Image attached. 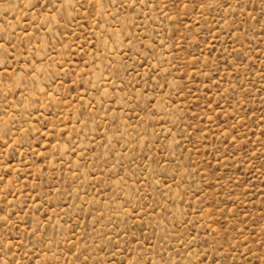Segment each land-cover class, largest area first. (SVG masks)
I'll return each instance as SVG.
<instances>
[{"label": "rangeland", "instance_id": "rangeland-1", "mask_svg": "<svg viewBox=\"0 0 264 264\" xmlns=\"http://www.w3.org/2000/svg\"><path fill=\"white\" fill-rule=\"evenodd\" d=\"M0 264H264V0H0Z\"/></svg>", "mask_w": 264, "mask_h": 264}]
</instances>
